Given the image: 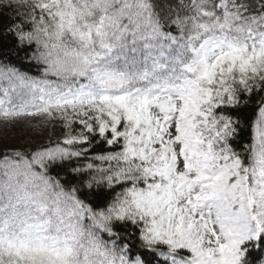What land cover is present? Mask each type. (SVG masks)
<instances>
[{
	"label": "snow or ice",
	"instance_id": "obj_1",
	"mask_svg": "<svg viewBox=\"0 0 264 264\" xmlns=\"http://www.w3.org/2000/svg\"><path fill=\"white\" fill-rule=\"evenodd\" d=\"M0 264H264V0H0Z\"/></svg>",
	"mask_w": 264,
	"mask_h": 264
},
{
	"label": "rangeland",
	"instance_id": "obj_2",
	"mask_svg": "<svg viewBox=\"0 0 264 264\" xmlns=\"http://www.w3.org/2000/svg\"><path fill=\"white\" fill-rule=\"evenodd\" d=\"M27 131H28L27 129L20 128V127H18L15 131H12L11 129H9V137H10L9 142H19V141L23 140L24 137L27 135ZM49 134L50 133H44V134L37 136L35 142H37V143H39L41 141L47 142ZM60 134L61 133L59 131H57L55 134H51V138L53 140H55L57 138V136Z\"/></svg>",
	"mask_w": 264,
	"mask_h": 264
},
{
	"label": "trees",
	"instance_id": "obj_3",
	"mask_svg": "<svg viewBox=\"0 0 264 264\" xmlns=\"http://www.w3.org/2000/svg\"><path fill=\"white\" fill-rule=\"evenodd\" d=\"M17 66L18 67H21L22 70L24 71H29L31 72L32 74H35L36 70L33 66H29V65H20L19 63H17Z\"/></svg>",
	"mask_w": 264,
	"mask_h": 264
}]
</instances>
